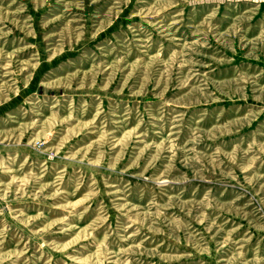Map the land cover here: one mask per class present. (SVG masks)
<instances>
[{"label": "rangeland", "instance_id": "obj_1", "mask_svg": "<svg viewBox=\"0 0 264 264\" xmlns=\"http://www.w3.org/2000/svg\"><path fill=\"white\" fill-rule=\"evenodd\" d=\"M0 264H264V0H0Z\"/></svg>", "mask_w": 264, "mask_h": 264}]
</instances>
